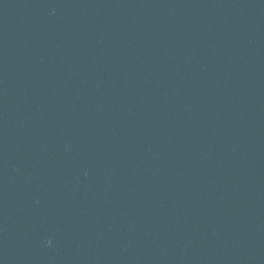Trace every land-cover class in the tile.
<instances>
[{
	"label": "water",
	"instance_id": "95a60500",
	"mask_svg": "<svg viewBox=\"0 0 264 264\" xmlns=\"http://www.w3.org/2000/svg\"><path fill=\"white\" fill-rule=\"evenodd\" d=\"M0 264H264V0H0Z\"/></svg>",
	"mask_w": 264,
	"mask_h": 264
}]
</instances>
